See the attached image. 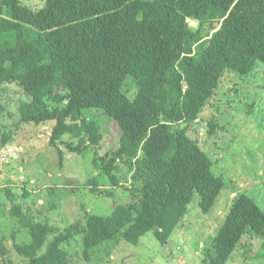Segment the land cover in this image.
I'll return each mask as SVG.
<instances>
[{
  "label": "trees",
  "instance_id": "trees-1",
  "mask_svg": "<svg viewBox=\"0 0 264 264\" xmlns=\"http://www.w3.org/2000/svg\"><path fill=\"white\" fill-rule=\"evenodd\" d=\"M263 50L264 0H46L38 10L0 0V84L15 82L27 94L20 122L53 120L49 140L63 159L59 143L82 155L99 145L100 122L85 112L104 111L121 127L120 146L93 156L97 174L86 184L112 197L118 160L139 183L135 205L119 204L110 216L87 213L63 231L13 207L30 229L29 241L14 243L27 264H72L66 243L77 236L86 259L120 232L131 244L152 232L164 245L196 194L209 213L225 181L188 130L223 72H250ZM127 77L138 88L133 99L123 91ZM249 230L264 237V210L241 192L217 230L213 263L228 264Z\"/></svg>",
  "mask_w": 264,
  "mask_h": 264
},
{
  "label": "rangeland",
  "instance_id": "rangeland-1",
  "mask_svg": "<svg viewBox=\"0 0 264 264\" xmlns=\"http://www.w3.org/2000/svg\"><path fill=\"white\" fill-rule=\"evenodd\" d=\"M20 2L34 10L46 4V0ZM188 23L192 29L199 27L196 20L188 19ZM216 25L207 24V28ZM137 90L135 80L127 77L123 83L125 95L133 99ZM27 99L19 84H0V244L7 249L5 254L0 252V264L28 262L14 246L31 237L29 227L13 214L15 206H21L31 223L44 222L63 231L77 220L85 221L87 213L110 216L119 204L133 206L140 197L139 183L121 160L116 170L120 186L113 189L112 197L94 193L86 184L97 174L93 156H111L120 146L122 130L115 119L100 109H87L86 116L100 122L99 145L82 155L69 152L59 143L63 150L60 159L49 140L53 120L20 122L19 105ZM188 134L210 155L214 173L225 181L213 209L204 213L196 194L164 245L152 232L138 244L127 242L120 232L93 248L90 259H86L77 236L66 243L72 264H214L213 242L237 195L248 193L264 210V50L250 72L230 68L223 72ZM64 139L73 140L69 135ZM263 242L264 237L247 231L228 264H264Z\"/></svg>",
  "mask_w": 264,
  "mask_h": 264
}]
</instances>
